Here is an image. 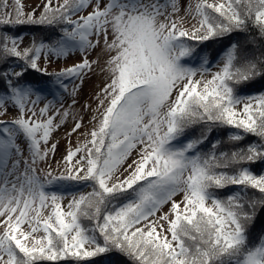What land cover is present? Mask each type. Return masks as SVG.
Masks as SVG:
<instances>
[{
  "label": "snow or ice",
  "instance_id": "1",
  "mask_svg": "<svg viewBox=\"0 0 264 264\" xmlns=\"http://www.w3.org/2000/svg\"><path fill=\"white\" fill-rule=\"evenodd\" d=\"M23 27L55 31L25 44ZM235 33L264 41V0H0V264H264V92H243L264 54L200 51ZM29 71L51 78L42 107ZM93 74L81 132L69 109ZM70 115L83 139L56 160Z\"/></svg>",
  "mask_w": 264,
  "mask_h": 264
},
{
  "label": "trees",
  "instance_id": "2",
  "mask_svg": "<svg viewBox=\"0 0 264 264\" xmlns=\"http://www.w3.org/2000/svg\"><path fill=\"white\" fill-rule=\"evenodd\" d=\"M75 18V17H74ZM55 30H49L45 28H35V27H23L19 29V33L21 34H27L29 36H32V38L35 36L37 38L39 37H45L47 38L50 34H54ZM255 35V33H253ZM230 42H237L241 46V49L243 52L247 55H254V56H260L264 54V41L257 39L255 43L252 42V38L246 34V33H235L233 34L229 39L223 40V41H209L206 43V45L201 46V54H207L210 63L214 61L220 54L224 51V49L227 47V45ZM252 46V47H250ZM9 63H12L11 61ZM6 68L7 65H4ZM19 70V69H17ZM50 72L52 70L49 69ZM23 80L32 83L37 88H40L41 85L51 81L50 77L41 76L38 73L29 71L25 77L22 78ZM3 89V84L0 83V90ZM264 89V82L262 81H255L252 85L243 86V92L249 93V92H259L260 90ZM199 129H195L194 131L190 132L189 135H198ZM223 133H217L214 132L212 136L210 137V140H216L223 138ZM253 138H249V140H246L245 143L249 142ZM208 147H210V144H206L203 146V150H207ZM253 170L257 173L264 172V165L262 164H255L253 165ZM90 190V189H89ZM88 190V191H89ZM235 189L226 190L225 193L227 194V191H233ZM84 223L87 225L88 221H84ZM264 234V213L258 214L257 221L255 227L252 229V235L253 237H258L259 235ZM111 259L116 261V264H128V261L126 258L119 256L118 254L113 256Z\"/></svg>",
  "mask_w": 264,
  "mask_h": 264
},
{
  "label": "rangeland",
  "instance_id": "3",
  "mask_svg": "<svg viewBox=\"0 0 264 264\" xmlns=\"http://www.w3.org/2000/svg\"><path fill=\"white\" fill-rule=\"evenodd\" d=\"M24 4H25V8L26 10H30L31 8L35 7L37 4L40 3V0H23ZM62 2V0H61ZM90 10V9H89ZM87 14V11L85 12H82L80 13V15H86ZM23 37H24V43L27 44L28 41L32 38V36H29L27 34H21ZM252 47V46H250ZM220 56H218L214 61H212L210 64L211 65H215L217 60L219 59ZM94 58V56L92 57ZM76 57L72 58V59H69L67 61H59V62H56L54 61L51 65H49V69L52 70V71H56L58 70L59 68L61 67H64V66H70L72 63L76 62ZM195 63H198L195 62ZM213 70H215V68L213 67ZM76 84H79L80 81H75ZM103 85V77L100 76V75H97V74H93L89 77H86L83 84L81 85V88H80V91L78 92L77 94V103L75 105H73L69 111L71 113H74V114H78L77 118H79L80 115H82L84 117V128H82L80 131L83 132L85 130H88L91 128V124L89 123V120L91 119V115L92 113L89 111V112H84L83 111V105L85 103H89L91 104V106L93 108H95L96 106V102L94 100V96H95V93L97 91H99V88L102 87ZM73 86V83L70 82V84L68 85L69 89H71ZM264 92V91H262ZM254 94V93H253ZM60 95L63 97V105L65 108H68L69 105H71V97H69L67 95V93H60ZM46 99L42 100L41 103L37 106V107H42L44 103H47V101L49 100H53V97L52 96H45ZM59 99V97H58ZM55 107H60V104L57 102L55 103ZM9 116L8 117H4L3 119H10L11 118V115H14L15 112L13 109H9ZM74 126V121H73V117L72 115H70L66 122L64 123V125L62 127H60L55 133H54V136H53V141H58V150L56 152V157L55 159L56 160H59L62 156V154L65 153L66 149L68 148L69 146V140H71V143L72 145L74 146L77 139L80 138V139H83L82 136H80V133H76V134H73L71 137H68L66 134L68 132L71 131L72 127ZM27 153L25 152V155ZM135 155V154H133ZM131 161L129 160V163ZM22 167L21 166V170H22ZM52 167L55 168L56 165H55V161L52 162ZM79 192H86L88 191L89 189L87 187H83V186H80L78 189H77ZM67 195V194H66ZM70 195L67 196V199H70ZM67 199L64 201V203L66 204L67 203ZM175 199L179 200L181 199V196H177ZM167 207L166 206L164 208V211H167ZM160 213H158L157 215H159ZM165 228H167V224H165ZM170 238V236H169Z\"/></svg>",
  "mask_w": 264,
  "mask_h": 264
}]
</instances>
